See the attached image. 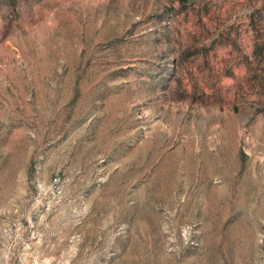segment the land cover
<instances>
[{
  "label": "rangeland",
  "instance_id": "obj_1",
  "mask_svg": "<svg viewBox=\"0 0 264 264\" xmlns=\"http://www.w3.org/2000/svg\"><path fill=\"white\" fill-rule=\"evenodd\" d=\"M0 264H264V0H0Z\"/></svg>",
  "mask_w": 264,
  "mask_h": 264
}]
</instances>
